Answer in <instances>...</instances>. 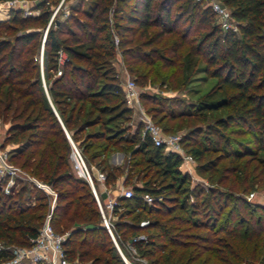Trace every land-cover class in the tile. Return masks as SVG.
I'll return each instance as SVG.
<instances>
[{"label":"trees","instance_id":"trees-1","mask_svg":"<svg viewBox=\"0 0 264 264\" xmlns=\"http://www.w3.org/2000/svg\"><path fill=\"white\" fill-rule=\"evenodd\" d=\"M57 1L40 0L36 17L10 10L8 19L0 21V121H9L3 143L16 145L9 162L55 195L52 204L33 184L8 195L0 191V243L29 246L48 216L53 231H68L63 248L70 263L125 264L103 226L90 185L70 170L67 133L86 162L102 173L100 184L87 169L94 187L109 188L122 175V185L131 190L130 198L116 199L109 215L110 232L125 259L146 264H264V208L239 194L264 186V0H218L229 10L235 33L211 25L214 13L194 0H76L67 6L70 17L58 24L51 20L56 29L49 27L44 39L34 30L1 37L14 33V26L44 25ZM111 29L116 43L111 36H101L110 35ZM63 33L68 40L58 38ZM41 41L43 84L37 66L31 65ZM116 48L136 88L155 77L160 87L178 89L180 80L190 79L198 69L204 78L214 79L194 102L146 93H139L138 100L153 104L150 111L170 120L196 118L204 124L186 135L184 154L196 161L198 175L216 185L225 179L211 177L226 160L223 172L234 175L226 191L191 188L189 175L180 171L179 154L155 146L141 134L140 121L130 132L133 110L109 66ZM60 49L67 60L61 74L49 80V73L57 70ZM199 61L204 66H197ZM164 69L167 74L159 76ZM115 149L127 156L125 168L107 164L106 154ZM145 195L155 199L152 204L143 200ZM100 203L104 211L105 203ZM199 215L207 222L195 220ZM182 225L185 233L207 232H191L182 241ZM9 258L0 250V262Z\"/></svg>","mask_w":264,"mask_h":264},{"label":"rangeland","instance_id":"rangeland-1","mask_svg":"<svg viewBox=\"0 0 264 264\" xmlns=\"http://www.w3.org/2000/svg\"><path fill=\"white\" fill-rule=\"evenodd\" d=\"M15 1L16 2L13 6H8L5 2L0 3V21H6L8 19L10 10L19 11L20 16L26 17V18L36 17L38 15V11L35 8H36V4H38V2L40 0H15ZM74 1H76V0H67V1L58 0L57 3L51 7L52 8L51 15H50L48 21L44 25H42L40 23H29L25 26L24 29H20L18 26H14V28L16 30L14 33H9V34L3 33V34H1V37H11L15 34L20 33L22 30H24L25 32H29V31L34 30V31H38L41 34L40 38L44 39L45 33L47 32L49 27L56 29V26L53 23L50 24V22L53 18H54L55 23L58 24L60 21L64 20L66 17H70L71 13L69 12V9L67 6L69 3H73ZM209 2H210V0H200V1H198V4L200 5L201 8L209 7L208 6ZM85 4L86 3L83 1L82 9L84 8ZM1 16H4V17H1ZM77 17L82 18L79 15H77ZM108 18H109V20H111L110 15ZM80 20L82 21V20H84V18H82ZM109 23H110L109 25H111V21ZM211 25H217L215 18L212 19ZM69 26L72 30H75L72 25H69ZM183 26H185V24L181 23L180 27H183ZM199 32L201 33L202 30ZM11 34H13V35H11ZM101 36H103V37L108 36L109 38L111 36V40L113 41V43L117 42V37H116L114 31H112V29H111L110 35L108 33H103ZM58 38L60 40H63V39L68 40V36L64 33L60 34L58 36ZM42 47H43V42L41 41V43L38 45L37 49L35 50V53L32 54V58H31L32 64L31 65L37 66L38 75H39V78L43 84V79H41V78H43L42 69H43V66L46 65V63H44V57H42ZM121 56L122 55H121L120 50L116 48L115 53H114V57L109 62V66L112 68V71H114V74L116 77H119L122 80H125L128 78V79L134 81L132 76L128 73L126 66H125V62ZM72 63L83 66V63L78 62V61H72ZM197 66L201 67V66H204V64L201 63V61H199L197 63ZM167 72L168 71L164 69V70H161L157 73L159 74V76H162V74H167ZM49 74L51 75L49 80H51L52 78H54V76H56V71L54 72V75L51 72ZM153 79L154 80L152 83H148L144 87L136 88L138 90V92L139 93H146L148 95H156V96H159L162 98L182 99L185 102H194L199 96H201V94L206 92L214 84V79L204 78V75L200 71V69H198L192 75V77L190 79H188L186 81H183L181 79L178 89H171V88L164 87V86L160 87L158 85V82L155 80V77ZM138 104H139L140 110L142 111L144 116L146 118H149L151 123L154 124V126H156L162 132L163 135H179L181 137V140L183 139V145L181 148L183 153H185L184 151H186L188 149V145H187L188 143H186L184 140V139H186V135H188L189 132L194 128H197V127L204 128V124L199 123L200 121H198L196 118H180V119L170 120L167 116L164 117L163 115H161V113L152 111L153 109L150 111V108H153V106H154L153 104H151L149 102H142V101L140 103L139 100H138ZM54 113H55V111H54ZM140 116L141 115L138 113V110L135 109V111L134 110L132 111V114L130 115V120L128 123L129 126L131 127L130 132H133L135 130V128L138 124V121H139L138 118ZM212 121H213L212 118L207 119V122H209V123ZM8 122L9 121H6L4 123V122L0 121V153L3 154L5 159L9 162V158H10L9 155L11 154V152H13V149L16 148V145L3 143L4 138H5V132H6L7 127H8ZM94 130H95V128H92L89 130V132H93ZM141 134H142V130H141ZM67 136H68V134L66 135V138L68 140V143L70 144V152H69L70 170L74 171L73 162H72L70 155H71L73 148H75L78 151V153H79V155L83 161V164L90 171V173L93 174L94 176H96L97 173H100L94 167V163L89 164L86 162V160L83 157V155L81 154L80 150L77 149L76 145L73 144L71 139L69 138V136L68 137ZM242 138L243 137H236V140H241ZM96 144L101 145L102 143L97 142ZM115 150L106 154L107 164L109 166H111V158L115 156L114 158L117 160V155H119V156H121V159H120L121 162L118 165L121 166V168H125L127 156L124 155L121 151H118V150L115 151ZM137 158L138 157H135L134 160H136ZM196 166H197V163L193 159L191 162H186V163L182 162L180 165V167H181L180 171L182 173L188 174L190 177L189 178V181H190L189 185L191 188L200 187V186L202 188H206V187H204V184H206L205 186H207V188H213L214 187V188H217L219 190L226 191L228 189V186L231 184V181H232L231 179L234 177V175H232V174L226 175L223 172V169L228 166V162L226 160L220 161L219 167L217 168L218 172L214 173L211 177L213 180H216L218 177H220L221 179H225L223 184H220V185H216L214 182H209L205 177L198 175L195 172ZM251 166H253L252 162H250V167ZM14 167L18 168L17 166H14ZM138 168H140V167H138ZM18 169H20V168H18ZM21 171H23V170H21ZM23 172L26 173L25 171H23ZM74 172L76 173V171H74ZM121 178L123 179V176L119 175L117 180L113 184V186L106 188V189L108 191H113L114 188H117L118 192H121V190L123 188H129V186L124 187L122 185V181H121V185H119ZM98 182L101 184L102 181H98ZM138 184H141V182H138ZM23 185H31V184L19 183L13 189V193H16L18 191V189L20 188V186H23ZM93 188H94V190L96 188L95 192L98 193V196H99L98 199L100 200L99 201L100 205H101L100 202H104L106 198L110 197V199H112L111 198L112 197L111 192H109L107 194L108 196L106 194H101V192L103 191L101 185L96 184L95 187L93 185ZM97 193H96V195H97ZM239 194L245 199L246 202H250L252 204H257L258 206L264 208V186L256 185V186H253L252 189L250 188L245 194H242V193H239ZM101 208H102V206H101ZM102 211H103V209H102ZM104 211H105V213H104ZM104 211H103L104 216H108V211L105 208H104ZM239 214H240V212H239ZM147 217L149 220L153 219V217H150V216H147ZM112 218L115 219L116 216H114ZM220 218H222V216ZM195 220H198V222L199 221L207 222L205 220V217H202L201 215H199L198 217H195ZM208 220H210V219H208ZM180 228H186V226L182 225L181 227H179V231H180ZM185 231H186V233L180 231L181 234H186V235L180 236V240H182V241L189 239V238H186L185 236H187V234H189L191 232L192 233L195 232L197 234H206V232H207L206 229L205 230L204 229H201V230L200 229H190L188 231L186 229ZM66 232H68V231H64L62 234L66 233ZM56 234H59V233H56ZM198 242H199V240H198ZM118 252H119V254L121 253L120 250ZM121 255H122V253H121ZM122 257L124 258L123 255H122ZM136 260H138V262ZM136 260H134L131 257H128V259L126 258V261L129 264H146L145 261H143V260H140V259H136ZM72 263L73 264H89L88 261H83L81 263H78L76 260H74Z\"/></svg>","mask_w":264,"mask_h":264},{"label":"built area","instance_id":"built-area-1","mask_svg":"<svg viewBox=\"0 0 264 264\" xmlns=\"http://www.w3.org/2000/svg\"><path fill=\"white\" fill-rule=\"evenodd\" d=\"M196 2L200 0H195ZM15 0L6 2L8 6H13ZM209 8L214 13L216 24L220 27L222 31H231L237 32V26L233 22L229 10L221 4L218 0H210ZM67 58L65 52L60 49L57 52V70L56 76L61 74V68L66 62ZM119 85L123 91L126 104L131 109L138 110V113L141 115L138 120L142 123V134H147L155 146H162L164 152L166 153H177L181 156L182 162H191L192 159L189 155H186L182 152L180 147L181 137L179 135H163L162 132L151 123L149 118H146L140 106L138 104V95L139 92L136 89L134 82L130 79L122 80L119 78ZM71 159L73 162L74 171L80 177L88 182L91 186V190L94 194L95 200L97 202L103 226L107 229L111 238L114 242L115 247L119 251L113 236L109 228V215L111 209L114 206H117V200H108L104 204V208L108 211V216H104L101 205L99 204L96 192L93 188L91 181V176L83 164V161L78 153V151L73 148L71 152ZM96 179L98 181H103L104 177L101 173L96 174ZM19 183H28L33 184L34 186L41 189L46 195H49L52 198V204L54 203V192L49 188V186L35 180L34 178L28 176L26 173L20 169L14 167L10 164L0 153V191L3 195H8L13 192V189ZM206 184H204L205 186ZM206 187V186H205ZM132 196L131 190L129 188H123L120 192L119 197L130 198ZM143 200L147 204H152L155 200L151 196H143ZM160 200V197L156 199ZM68 233L56 234L48 222V216L43 221L40 228L37 230L36 236L29 239V246H15V245H6L3 246L0 244V250L6 251L10 254V258L0 262V264H72L70 263L64 252L63 242ZM121 255V253H120ZM122 257V255H121ZM125 264H129L125 258H123Z\"/></svg>","mask_w":264,"mask_h":264},{"label":"crops","instance_id":"crops-1","mask_svg":"<svg viewBox=\"0 0 264 264\" xmlns=\"http://www.w3.org/2000/svg\"><path fill=\"white\" fill-rule=\"evenodd\" d=\"M1 17H4V16H1ZM134 111H135V109H133ZM115 157V156H114ZM114 157H112L111 158V164L112 165H118L120 162H121V156H119V155H117V160L114 158ZM120 157V158H119ZM183 166V165H182ZM181 168V167H180ZM121 181H122V178L120 179V183H119V185H121ZM101 187H102V189H103V191L101 192V194H108L109 192H111V194H112V199H110V197L109 198H106L105 199V201H104V203L106 204L107 203V201L108 200H113V199H117L118 197H119V195H120V192H118V189L117 188H114L113 189V191H108L106 188H104L102 185H101ZM108 196V195H107Z\"/></svg>","mask_w":264,"mask_h":264},{"label":"water","instance_id":"water-1","mask_svg":"<svg viewBox=\"0 0 264 264\" xmlns=\"http://www.w3.org/2000/svg\"><path fill=\"white\" fill-rule=\"evenodd\" d=\"M67 135V134H66ZM68 137V136H67Z\"/></svg>","mask_w":264,"mask_h":264}]
</instances>
